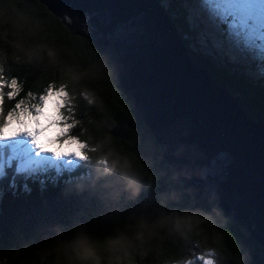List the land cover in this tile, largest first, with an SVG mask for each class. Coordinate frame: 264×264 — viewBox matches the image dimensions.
I'll return each mask as SVG.
<instances>
[{
  "label": "trees",
  "instance_id": "obj_1",
  "mask_svg": "<svg viewBox=\"0 0 264 264\" xmlns=\"http://www.w3.org/2000/svg\"><path fill=\"white\" fill-rule=\"evenodd\" d=\"M167 13L177 30L182 25L188 30L180 0H172ZM4 22L14 28L9 42L14 38L20 44L9 51L21 52L19 63L5 54L6 68L21 78L25 91L38 93L53 79H69L60 69L71 67L79 74V81L69 80L70 90L74 96L92 94L95 103L78 97L77 116L88 112L82 124L99 149L90 154L108 163L95 164L88 182L103 203L66 198L63 185L43 193L33 186L31 195L7 194L0 202V264H179L193 244L202 251L208 246L218 264H264V247L237 221L221 208L207 212L204 200L185 196L158 141L113 79L99 54L103 51L70 34L39 0H0ZM4 37L0 26V41ZM187 51L251 119L264 121V82L248 79L218 58ZM73 131L79 134L81 128ZM188 216L199 217L200 223L189 222ZM77 244L94 248L95 257L78 255Z\"/></svg>",
  "mask_w": 264,
  "mask_h": 264
},
{
  "label": "snow or ice",
  "instance_id": "obj_2",
  "mask_svg": "<svg viewBox=\"0 0 264 264\" xmlns=\"http://www.w3.org/2000/svg\"><path fill=\"white\" fill-rule=\"evenodd\" d=\"M160 2L166 11L170 9L172 0ZM183 5L188 30L182 25L178 32L189 51L218 58L248 79L264 82V0H183ZM48 13L56 16L70 34L91 39L94 25L90 14L81 17L50 9ZM10 25L0 24L5 33L0 41V202L7 194L31 195L33 186L43 193L49 186L63 185L62 194L66 198L103 203L95 185L89 188L88 182L93 179L94 165L107 166L108 161L107 158L94 160L92 154L99 149L91 143L90 129L82 124L88 112L77 116V98L93 105V95L84 91L73 95L69 80L79 81L80 76L71 67L59 70L69 79H61L59 83L53 79L38 93L25 91L21 78L6 68V53L16 58L14 63L20 62L21 54L9 51L20 49L18 40L13 38L9 42L8 32L14 31ZM139 31L140 25L130 22L119 26L113 38L128 41ZM99 54L119 80V65L111 50ZM77 127L81 128L79 134L73 131ZM174 153L171 171L181 186L199 193L195 198L205 201L207 212L219 210L218 192L212 180L225 166L224 154L207 157L184 144H177ZM187 220L200 223L196 216H188ZM237 247L243 258V249ZM179 264H218V257L208 246L202 251L193 244L188 257H182ZM244 264L249 261L245 260Z\"/></svg>",
  "mask_w": 264,
  "mask_h": 264
},
{
  "label": "water",
  "instance_id": "obj_3",
  "mask_svg": "<svg viewBox=\"0 0 264 264\" xmlns=\"http://www.w3.org/2000/svg\"><path fill=\"white\" fill-rule=\"evenodd\" d=\"M39 1L56 13L91 15V39L82 38L103 52L111 50L119 65V80L112 74L113 79L171 168L177 144L207 157L224 154L225 166L212 180L220 208L264 247V121L251 119L236 97L196 64L160 0ZM130 22L140 31L128 41L114 39L115 30ZM198 194L185 196L198 199Z\"/></svg>",
  "mask_w": 264,
  "mask_h": 264
},
{
  "label": "clouds",
  "instance_id": "obj_4",
  "mask_svg": "<svg viewBox=\"0 0 264 264\" xmlns=\"http://www.w3.org/2000/svg\"><path fill=\"white\" fill-rule=\"evenodd\" d=\"M127 166H128V163L125 162V167H127ZM74 248L76 249L77 254L80 256L92 255L95 257V255H96L94 248L86 247L82 244L74 245Z\"/></svg>",
  "mask_w": 264,
  "mask_h": 264
},
{
  "label": "rangeland",
  "instance_id": "obj_5",
  "mask_svg": "<svg viewBox=\"0 0 264 264\" xmlns=\"http://www.w3.org/2000/svg\"><path fill=\"white\" fill-rule=\"evenodd\" d=\"M180 2H181V6H184L183 5V0H180ZM258 122H260V120H258ZM53 147V149L55 148V146H52Z\"/></svg>",
  "mask_w": 264,
  "mask_h": 264
}]
</instances>
